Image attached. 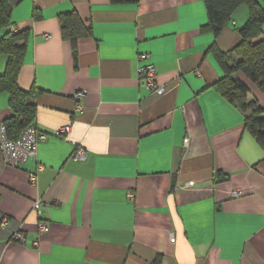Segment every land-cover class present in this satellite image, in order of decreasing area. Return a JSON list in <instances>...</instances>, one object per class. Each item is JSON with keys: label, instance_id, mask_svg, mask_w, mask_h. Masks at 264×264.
Masks as SVG:
<instances>
[{"label": "crops", "instance_id": "obj_1", "mask_svg": "<svg viewBox=\"0 0 264 264\" xmlns=\"http://www.w3.org/2000/svg\"><path fill=\"white\" fill-rule=\"evenodd\" d=\"M7 1L10 29L30 33L17 84L41 92L34 125L47 139L19 168L0 153V264H264V149L214 89L223 72L208 52L238 44L246 7L215 37L203 0ZM71 12L91 29L76 59L58 20ZM143 64L163 94L139 82ZM8 101L0 93V124Z\"/></svg>", "mask_w": 264, "mask_h": 264}, {"label": "trees", "instance_id": "obj_2", "mask_svg": "<svg viewBox=\"0 0 264 264\" xmlns=\"http://www.w3.org/2000/svg\"><path fill=\"white\" fill-rule=\"evenodd\" d=\"M129 2L132 0H111ZM207 13L206 30L215 37L231 21L233 13L241 6L248 11L244 25L237 30L238 44L228 52H221L213 44L208 52L212 53L223 77L214 89L229 103L238 106L244 115V128L264 149V109L252 92L256 89L264 96V40L261 39L264 25V8L256 0H203ZM12 7L7 0H0V56L7 57L4 72L0 75V93L8 94V109L11 115L3 122L10 139L15 140L20 132L35 126L36 106L34 100L41 92L33 87L24 91L17 84L18 74L26 54L29 31L12 32L10 29ZM38 11L33 13V21L40 20ZM60 33L72 45L73 57L77 56V41L91 35V29L74 13L59 17ZM204 29V30H205ZM255 41V42H254Z\"/></svg>", "mask_w": 264, "mask_h": 264}, {"label": "built area", "instance_id": "obj_3", "mask_svg": "<svg viewBox=\"0 0 264 264\" xmlns=\"http://www.w3.org/2000/svg\"><path fill=\"white\" fill-rule=\"evenodd\" d=\"M139 82L142 86L149 91L154 92L157 95H161L165 91V87L158 86L156 82L157 70L155 66H148L146 64L140 65L136 69ZM74 100V110L79 112L82 110V100L84 94L81 91L75 92L72 96ZM70 126H64L54 132L55 136H65L70 133ZM47 139V135L37 130L36 126H29L23 129L15 140L9 138L7 130L4 124H0V153L2 156L3 164L12 168H19L27 160L35 158L37 153V146L40 142ZM188 139H185L184 145H187ZM185 148V147H184ZM87 157V152L83 147L75 149L71 158L75 161H83ZM40 168V167H39ZM36 181L35 175H30V182L33 184ZM130 199H133L132 194H128ZM42 206L41 201H36L33 204L32 211L39 215ZM8 224L7 220H4L1 224L5 227ZM37 233L45 234L48 232V226L43 221H38L36 227ZM14 240L20 243H24V235L16 233Z\"/></svg>", "mask_w": 264, "mask_h": 264}, {"label": "rangeland", "instance_id": "obj_4", "mask_svg": "<svg viewBox=\"0 0 264 264\" xmlns=\"http://www.w3.org/2000/svg\"><path fill=\"white\" fill-rule=\"evenodd\" d=\"M264 8V7H263ZM263 28H264V26H263ZM13 33H14V31H12ZM184 147L186 148L187 147V145H184Z\"/></svg>", "mask_w": 264, "mask_h": 264}]
</instances>
